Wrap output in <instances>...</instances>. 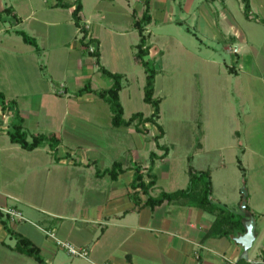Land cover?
Masks as SVG:
<instances>
[{"label":"crops","instance_id":"crops-1","mask_svg":"<svg viewBox=\"0 0 264 264\" xmlns=\"http://www.w3.org/2000/svg\"><path fill=\"white\" fill-rule=\"evenodd\" d=\"M64 1L73 5L62 7L57 5L58 0L0 2V91L10 101L6 108L0 105V205L16 206L27 218L26 221H19L0 217V264H131L128 256L134 264H242L238 262L242 258H246L249 264H264V137L259 140L262 148L245 146L242 149V158H238L242 171L234 181L224 182L226 190L215 191L213 172L211 174L213 198L242 216L241 228L244 230L240 228L231 236L204 239L215 216L200 207L165 201L154 208H136L130 197L134 191L131 186L133 167L142 166L148 182L151 179L148 175L150 153L155 152L157 157L152 172L158 182L155 171L160 168V162H169L166 160L168 155L161 157L164 150L158 148L153 139L159 129L152 123H146L149 133L145 134L134 124L114 126L110 105L105 101L101 104L103 100L95 92L73 98L72 94L88 80L94 90L109 88L113 80L102 73L96 58L90 50H85L81 42L82 33L72 15L75 1ZM114 1L123 3L131 20L142 16L144 5L141 0ZM81 2L82 24L89 32L87 40L94 39L91 44L99 50L100 63L112 72L122 73L123 80L134 76L137 71L141 72V64L131 60L135 41L127 37L134 21H130L129 31H115V35L124 38L110 42L111 52L109 48L106 56L101 40L104 25L99 21L104 15L96 11L102 0ZM172 2L175 0H152L153 19L157 11L162 22L185 21L184 17L190 14L189 9L180 6L183 13L176 17ZM251 6V14L256 17L253 2ZM8 7L10 11H3ZM216 8L215 17L209 18L210 23L215 25L217 38L213 39L224 43L223 49L230 59L229 62L224 59L225 74L220 75L218 71L216 75L223 82H219L214 94L219 95L221 104L224 100L229 104L230 95H241L244 87H249L242 84L245 75L249 79L254 77L264 81V26H257L261 22L247 19L243 14L255 25L249 26L250 33L247 34L242 29L245 23L240 26L234 19L227 0H221ZM92 20L98 21L92 23ZM150 24L146 27V34L150 32L151 35ZM16 29H23L35 37L41 52L25 42ZM109 30L113 31L111 27ZM139 40L140 34L135 44ZM148 41L150 53L146 59H149L152 50ZM121 57H124V62L120 61ZM210 58L213 67H217L220 61L214 53ZM107 64L112 67H107ZM211 91L212 88H209L207 93ZM120 96L122 103L124 96L131 97L129 86L125 83ZM88 102L92 104H84ZM230 107L234 109L231 103ZM250 109L245 112L248 116L244 125L248 130H245L246 138L252 137L251 124L264 121V110H259L261 114L252 106ZM16 112L24 118V127L30 137L55 133L61 139L57 151L54 152L47 142L34 150L13 143L8 131ZM126 113L124 106L125 116ZM236 113L240 114L239 110ZM237 114L233 112L236 118ZM120 129L122 131H117ZM111 133H121L129 142L111 136ZM235 134L237 139L242 136L240 132ZM238 143L243 146V141L240 143L238 140ZM118 145L124 146L123 152L107 161L108 157L103 154L116 151ZM200 146L202 150V143ZM114 161H121L124 168L116 179L108 174L96 175V168L104 170ZM220 171L223 170H217ZM217 180L223 183L220 175ZM157 182L150 190L154 196ZM182 182L187 186L189 176ZM243 183L248 191V210L242 206ZM139 196L142 201L148 198L141 191ZM251 216L256 220V238L247 257H243V247L235 238L247 231L246 222ZM2 219L7 220L13 231L28 237L39 247L43 262L14 248L17 240L6 230ZM44 229H54L60 238L87 246L89 257L71 256Z\"/></svg>","mask_w":264,"mask_h":264},{"label":"rangeland","instance_id":"rangeland-1","mask_svg":"<svg viewBox=\"0 0 264 264\" xmlns=\"http://www.w3.org/2000/svg\"><path fill=\"white\" fill-rule=\"evenodd\" d=\"M220 1L175 0V2H172L174 15L180 17L183 13L180 6H186V9L188 8L190 11V14L184 17L186 20L183 22H162L156 11V18L149 26L150 31H152L151 35L150 32L148 33L152 48L149 60L157 70L155 97L161 100L158 122L165 131L163 138L159 141L169 147V154L166 157L169 162H160L159 171H155L158 177L156 188L160 189L155 188L153 192L155 195H158L162 190L181 189L179 187L182 185L185 188L186 186L182 181H185L189 176L188 169L190 166H193L196 170L207 169L210 174L213 172L215 191L226 190L224 182L234 181L242 171L238 162V158H242V149L245 146L256 149L262 148L259 140L260 137H264V130H262L264 121L259 120L257 123L250 125L252 130V137L250 138H246L244 135L245 130H247V126L244 125H246L248 119L245 112L250 111L251 106L258 111L264 110V81L254 77L249 79L250 77L246 75L242 77V84H247L249 87L247 89L244 87L245 90L243 89L241 95H230L229 101L234 109L230 107L228 101L224 100L221 104L219 95L214 94L219 82H223L221 77L216 75L219 74L218 71L221 72L220 75L225 74L224 59L227 62L230 59L223 49L224 43L214 40L217 38L214 32L215 25L211 24L209 19L211 16L212 18L215 17L216 6ZM251 1L253 7H255L256 15L261 19L264 18V0ZM141 2L143 4V0ZM227 3L234 12V19L238 20L240 26L244 22L242 29L247 34L250 33L249 26L255 25L243 16V0H227ZM98 8L96 11H101L104 15V18L99 19V21H102L104 25L101 40L104 49H106V56H108L109 48L111 52L110 42H118L124 38L115 35V31H129L130 21H134V18L131 20L130 13L128 14L123 3H119V1L102 0ZM96 21L98 20H92V23ZM217 26L220 27V24H217ZM257 26H264V23ZM110 27L113 31L109 30ZM133 28L130 33H127V37L130 36L135 41L132 46V61L136 60L137 49L135 43L139 38L138 30L134 26ZM249 39L251 41L250 37ZM207 44L211 47H208ZM248 45L251 47L250 44ZM121 51L124 52V49ZM213 53L220 61L217 67H213V64L210 63V56ZM120 61L124 62V57H121ZM108 66L112 67L110 64H107ZM141 67L143 68L141 72L134 70L136 72L134 76L130 75L127 80H123V83L129 86L131 92V97L124 96V102L122 103L127 112V116L124 115L125 118L129 117L132 111L133 113L141 111L146 115H151L154 110L153 106L144 100L146 72L142 65ZM233 79L232 76L231 80ZM209 88H212V91L207 93ZM72 95L73 98L77 96L75 92ZM96 96L100 98L98 95ZM97 97L96 100H99ZM207 102L209 103L207 104ZM84 104L89 105L92 103ZM101 104H104V100L101 101ZM238 110L240 114L236 113ZM233 112L237 114V118L234 117ZM104 131L106 132L107 129L105 128ZM117 131H122V129ZM238 131L242 133L239 139L235 134V132L239 133ZM113 136H117L118 139L124 140V142H129L128 138L121 135V133H115ZM238 140L240 143L243 141V146L238 143ZM201 143L203 145L202 150L200 149L202 147L200 146ZM123 148L124 146L118 145L116 151L110 150V153L106 152L103 156H107V161H111L115 154L123 152ZM217 170L223 171L217 172ZM219 175L223 183L217 180ZM244 188L247 190L245 183L241 187L242 193ZM228 189L227 185V191Z\"/></svg>","mask_w":264,"mask_h":264},{"label":"trees","instance_id":"trees-1","mask_svg":"<svg viewBox=\"0 0 264 264\" xmlns=\"http://www.w3.org/2000/svg\"><path fill=\"white\" fill-rule=\"evenodd\" d=\"M151 1L143 0L144 10L141 17H135L133 25L135 29L138 30L140 34V40L136 44V60L144 67L146 72V83L144 87V100L145 102L153 106V113L149 116H145L143 112L137 111L133 113L128 119L124 117V106L121 101L120 91L123 88L124 75L118 72H112L100 63V54L98 48L95 51L90 52L95 58L96 63L99 65V69L103 74L109 76L113 82L112 85L107 89L94 90L91 86V81L88 80L84 86L80 87L76 91V95H83L89 92H95L100 98L110 105L112 111V124L116 127L129 126L134 124L137 130L148 134L149 129L146 127V123H152L156 125L159 129V133L153 136L156 141L158 148L163 149L164 153L161 157H165L169 153V147L164 144H160L159 139L165 134L164 128L158 122L160 117V103L161 100L155 97V83L157 70L155 66L146 57L150 53V46L147 44V39L149 34H146V27L152 22L151 13ZM244 2V14L247 19H255L264 23V18L259 16L253 17L251 0H243ZM57 5L62 7H71L73 4L66 2L64 0H58ZM83 5L81 0L75 1V8L72 12L73 18L76 25L80 28L82 33L81 42L85 47V50H89L90 44L93 42V38L89 37L88 29L82 24L81 11ZM10 11V7L4 9L3 11ZM1 17V13H0ZM16 32L21 35L25 42L33 45L38 52H41V48L35 37L31 36L27 31L23 29H16ZM229 70L233 72L232 67ZM7 101L5 93L0 91V105L6 108ZM13 103V102H12ZM10 140L13 143L20 144L23 148L27 150H34L35 148L41 146L45 142L49 143L54 152L57 151L58 146L61 143V139L55 133H40L37 135H31L26 131L24 127V118L19 115V112L15 113V117L11 122V128L8 131ZM157 154L155 152L150 153V168L148 170V175L151 179L147 182L145 180V173L140 165H135L134 168V179L131 183L134 191L130 193V197L136 203V208H141L144 206H150L154 208L157 205H161L165 201L181 205L197 206L202 208L204 211L209 212L215 216L213 223L210 228L206 231L204 239L210 237H223L231 236L237 230L242 227V216L237 214L234 210L228 208L225 204L219 203L213 198L212 195V179L211 174L208 170H196L193 166L188 169L189 183L185 188L177 189L174 191L162 190L158 195H152L150 190L155 186L157 182L156 175L152 172L155 158ZM241 164V160H238ZM241 166V165H240ZM242 168V167H241ZM243 169V168H242ZM244 170V169H243ZM124 171L123 164L121 161H114L111 167L101 170L96 168V175L101 176L108 174L112 179H116L121 172ZM140 189V190H137ZM140 191L148 195L147 200L142 201L140 199ZM249 208L246 207V210ZM6 230L10 235L14 236L17 240L14 248L22 253L34 257L37 261L43 262V258L40 253L39 247L28 237L22 235L21 233L13 231L7 220L2 219ZM241 230H244V228ZM128 261H131V257L128 256ZM238 262L242 264H249L246 258L240 259Z\"/></svg>","mask_w":264,"mask_h":264},{"label":"built area","instance_id":"built-area-1","mask_svg":"<svg viewBox=\"0 0 264 264\" xmlns=\"http://www.w3.org/2000/svg\"><path fill=\"white\" fill-rule=\"evenodd\" d=\"M90 51H95L96 46L90 44L89 47ZM0 217L8 218L10 220H19V221H26L27 218L25 217L22 210L16 206H3L0 205ZM45 233L54 238L57 245L63 249H65L70 255L74 257H81V258H88L89 257V248L84 245H76L71 241L65 240L57 236L56 230L54 229H44ZM102 264H109V263H102Z\"/></svg>","mask_w":264,"mask_h":264},{"label":"water","instance_id":"water-1","mask_svg":"<svg viewBox=\"0 0 264 264\" xmlns=\"http://www.w3.org/2000/svg\"><path fill=\"white\" fill-rule=\"evenodd\" d=\"M247 195L248 191L246 188L243 189V201L242 206L245 208L247 206ZM247 231L235 238L236 242L242 245L243 247V257H247L249 249L252 247L254 240L256 238V220L254 216L246 222Z\"/></svg>","mask_w":264,"mask_h":264},{"label":"bare ground","instance_id":"bare-ground-1","mask_svg":"<svg viewBox=\"0 0 264 264\" xmlns=\"http://www.w3.org/2000/svg\"><path fill=\"white\" fill-rule=\"evenodd\" d=\"M92 52V51H91Z\"/></svg>","mask_w":264,"mask_h":264}]
</instances>
